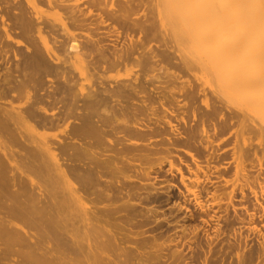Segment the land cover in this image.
<instances>
[{
  "label": "rangeland",
  "instance_id": "374dc122",
  "mask_svg": "<svg viewBox=\"0 0 264 264\" xmlns=\"http://www.w3.org/2000/svg\"><path fill=\"white\" fill-rule=\"evenodd\" d=\"M34 1L0 0V105L4 106L5 98L7 100L10 97L14 101L10 103L14 104L13 106L19 105L18 108H22L19 109L25 115H28L26 110L33 109L39 110L38 112L43 109L48 113L54 112L53 116L57 117H55L57 123L52 126L53 128H41L43 126L38 125L42 130L37 131L41 133L40 137L45 136L46 132L49 135L47 137L58 144L56 149L59 150L60 159L62 156L64 158L62 161L65 160L63 162L66 166L60 161L66 170L73 172L75 168L76 172L88 175L91 149L86 147L79 151L80 155L75 156L74 146L79 147L81 142L87 145L89 141L87 132L92 131V127L99 121L98 125L102 128L108 124V128L105 127L109 131L106 137L113 139L111 142L106 140V143L133 150L124 151L127 155L132 153L131 156L120 153L124 158L121 155L116 158L119 166H122L121 172L118 170V173L103 175L104 179L101 177L104 183L102 186L110 187L109 192L114 195L105 200L107 206L113 204L110 209L122 210L118 215L122 214L124 215L122 219H127L126 223L124 222L126 225L124 224L123 233L128 235L130 232L133 236L135 233L145 234L144 239L142 235L141 237L128 235L131 236L130 242H133L131 244L127 238L122 239L117 250L119 257L122 255L121 259L125 260L126 264H264V82L256 81V77L264 76V0H66L68 3L65 0V2ZM32 2L35 6H32ZM92 38L94 41L97 40L94 42ZM72 44L77 46V49L71 46ZM73 85L74 87H71ZM24 87L32 91L28 92L32 94L30 101L29 95L25 96L28 90L24 93ZM79 88L83 91L82 94ZM47 94H50L51 99ZM205 97L208 99L207 104ZM58 101L62 102L61 105ZM8 103L5 106H8ZM38 103L44 104L49 111L45 107L37 109V105L39 108L42 107ZM56 103L59 105L56 106ZM162 106L173 107L174 112L171 113L174 114H170L171 109L166 108L168 110L166 111ZM48 113L43 111V114L50 116ZM99 117L101 118L98 119ZM141 117L147 122V126L154 124V127L144 125ZM145 117L151 118L149 120ZM28 118L35 122L32 117ZM168 118L170 123L173 121L174 125L177 124L173 125L176 132H171L172 126ZM137 119L141 120L143 125ZM156 119L160 120V123ZM58 121L60 124L66 123L59 126ZM28 122L22 124L25 129L29 123L32 124ZM136 123L141 124L145 130L135 126ZM161 123H165L163 127ZM124 126L128 128L130 126L132 134L136 135L125 136L130 130L125 131ZM167 126H170L169 129ZM202 126L210 133L206 131L205 135L204 129L202 133ZM29 128L31 132H35L31 126ZM175 128H179L178 131L181 130L183 136L180 132L177 133ZM26 131L22 130L19 135L24 134L22 135L24 138L31 133ZM164 132L166 134L168 132L169 137L163 134ZM68 133H72V136ZM146 133L152 136H147ZM82 135L84 137H81ZM85 135L87 140H84ZM66 137L70 139L74 137L76 140L73 138L72 142L68 138V141ZM130 137H133L130 142L131 140L141 142L144 139L145 143L137 142L136 146L128 140V143L125 142V139ZM163 139H167L168 143ZM170 139L174 140L170 142ZM4 140L10 141L6 136ZM183 140L186 145L183 144ZM187 141L191 143L188 144ZM146 142L150 143V146ZM120 143L123 145L120 146ZM9 144L15 146L18 153L25 152L22 146ZM174 144L176 146H173ZM188 150L190 154L187 153ZM110 151L108 150L112 154L113 151L112 153ZM108 152L106 154H109ZM191 152L195 153L192 155ZM147 153L148 156L152 155L151 158L147 157ZM134 155L141 158H134ZM194 155L198 159L192 158ZM70 158L72 162L69 161ZM129 158L139 160L140 164L139 162L134 164L133 160L130 162ZM194 159L198 162L196 163ZM79 161L83 163L80 164ZM152 166L154 169L150 170ZM144 167L147 169L149 167L148 171L151 174ZM178 168H181L182 172ZM72 172V181H75ZM125 173L127 176L133 174L138 177H127ZM46 177L49 179L45 173L39 176L45 190L47 189L43 197L49 194L51 189L50 185H47ZM136 178H141L142 184ZM55 179L57 180L54 191L57 199L59 196V200L69 201V196L62 186L63 180ZM113 180L116 182H112ZM127 194H130V197ZM120 199L122 200L120 204L115 203ZM128 199L131 201L141 199L137 201L142 204ZM104 203L101 202V206L99 204L97 206L103 207ZM73 207L74 213L77 214L79 212L77 206L74 204ZM124 211L129 215H125ZM81 223H78L79 227L65 229L63 231L65 237L75 239L77 242L81 237L80 241H83L80 243H87L90 240V243L95 244V239L98 238L99 241L101 239L107 241L100 229ZM81 225L89 231L86 232ZM73 229L75 233H72ZM80 230L90 237L87 238L82 231L78 233ZM91 238H94V242ZM138 242L140 243L137 244ZM122 244L126 250L120 248L123 247ZM111 256L114 257L113 254Z\"/></svg>",
  "mask_w": 264,
  "mask_h": 264
},
{
  "label": "bare ground",
  "instance_id": "6f19581e",
  "mask_svg": "<svg viewBox=\"0 0 264 264\" xmlns=\"http://www.w3.org/2000/svg\"><path fill=\"white\" fill-rule=\"evenodd\" d=\"M34 1V0H33ZM49 1V0H48ZM58 1V0H57ZM62 1V0H61ZM64 1V0H63ZM66 1V0H65ZM64 1V2H65ZM35 2V1H34ZM60 2V1H59ZM68 3V1H66ZM36 3V2H35ZM63 3V2H62ZM71 3V2H70ZM76 3H78V1H76ZM75 3V4H76ZM32 6H35L37 5V3L34 5V3L32 2ZM50 4L52 5L51 1H50ZM66 4V3H65ZM74 4V2L72 3ZM71 9V8H70ZM80 10V9H79ZM72 11V10H71ZM73 12V11H72ZM74 13V12H73ZM76 13V12H75ZM72 15V14H71ZM75 15V14H74ZM77 16V14H76ZM102 16V15H101ZM74 17V16H73ZM81 17V16H80ZM83 18V17H82ZM102 18H105V17H102ZM101 18V19H102ZM79 19V18H78ZM87 20V18H86ZM77 21V20H76ZM81 21V20H80ZM79 21V22H80ZM84 21V20H83ZM82 21V22H83ZM104 21V19H103ZM103 21L101 20V22L103 23ZM81 23V22H80ZM85 24H88L86 22H84ZM107 23V22H106ZM124 23V22H123ZM105 24V23H104ZM127 24V23H126ZM62 25V24H61ZM65 25V24H64ZM76 25H79V24H76ZM84 26V25H82ZM131 26V25H129ZM97 28V27H96ZM114 29V28H113ZM129 29V28H127ZM115 30V29H114ZM119 31V30H117ZM122 31V30H121ZM109 34V33H108ZM107 35V37H109ZM118 34H120L118 32ZM117 34V35H118ZM128 35V33H127ZM11 35L9 34V37ZM104 36V35H103ZM118 37V36H117ZM142 38V37H141ZM102 39V38H101ZM104 39V38H103ZM130 39H132L130 37ZM93 40V38H92ZM97 40V39H96ZM95 40V41H96ZM94 41V40H93ZM92 41V42H93ZM94 41V42H95ZM99 41V40H98ZM103 41V40H102ZM131 41V40H130ZM142 41V40H141ZM101 42V40H100ZM102 43V42H101ZM133 43V42H131ZM75 44V43H74ZM94 44V43H93ZM136 45V44H135ZM73 47H75L77 49V46H74L73 44L71 45ZM99 46V45H98ZM132 46V45H131ZM71 47V49L73 48ZM100 47V46H99ZM96 49V48H95ZM73 50V49H72ZM74 51H76L74 49ZM78 51V50H77ZM115 54V52H113ZM112 53V54H113ZM118 53V52H117ZM108 54V53H107ZM106 54V55H107ZM111 54V55H112ZM127 54V53H126ZM105 55V54H104ZM101 56V55H100ZM119 56V55H118ZM153 56V55H152ZM157 56V55H156ZM154 56V57H156ZM107 57V56H106ZM120 57V56H119ZM119 57H117L118 59H120ZM159 57V55H158ZM105 58V57H104ZM110 58V57H109ZM116 58V59H117ZM126 58V57H125ZM100 59V58H99ZM102 59V58H101ZM115 59V58H114ZM138 59V57H137ZM158 59V58H157ZM56 61V59H53V61ZM111 60V59H110ZM159 60V59H158ZM158 60L156 62H158ZM161 60V59H160ZM159 60V61H160ZM113 61V59H112ZM120 61V60H119ZM101 62V61H100ZM99 62V63H100ZM103 62V60H102ZM118 62V61H117ZM116 62V64H117ZM125 62V59L124 61ZM187 62V61H186ZM27 63V62H26ZM114 63V61H113ZM160 63V62H159ZM102 64V63H101ZM126 64V63H124ZM158 64V63H157ZM182 64V63H181ZM115 65V64H114ZM120 65V64H119ZM118 65V66H119ZM122 65V64H121ZM187 65V64H186ZM27 66V64H26ZM107 66V65H106ZM157 66V65H156ZM256 66V65H255ZM104 67V66H103ZM116 67V66H115ZM159 67V66H158ZM237 67V66H236ZM240 67V66H239ZM238 67V68H239ZM162 68V67H160ZM164 68V67H163ZM251 68V66H250ZM254 68V67H253ZM256 69V68H255ZM167 71V70H166ZM257 71V69H256ZM175 73V72H173ZM259 73V72H258ZM25 74H28V73H25ZM169 75H172L169 73ZM6 76V75H5ZM178 76V75H177ZM25 77V76H24ZM176 77V76H174ZM30 77H28L29 79ZM66 78V77H65ZM177 78V77H176ZM67 79V78H66ZM71 79V78H70ZM64 80V79H63ZM4 81V80H3ZM9 81V80H8ZM256 81H261V82H264V76L263 77H256ZM1 82V81H0ZM16 82V81H15ZM8 83V82H7ZM28 83V81H27ZM9 84V83H8ZM17 84V83H15ZM71 84V83H70ZM6 85V84H5ZM123 85H125L123 83ZM1 86V85H0ZM8 86V85H7ZM18 86V85H17ZM23 86V85H22ZM64 86V85H63ZM28 87V85L26 86ZM71 87H74L71 86ZM119 87V86H118ZM4 88H6L4 86ZM25 88V87H24ZM29 88V87H28ZM28 88L26 89L25 88V91L24 93L26 92V90H28ZM22 89V88H21ZM119 89V88H118ZM117 89V90H118ZM121 89V88H120ZM123 89V88H122ZM1 90V89H0ZM67 90V89H66ZM80 91V88L78 89ZM77 90V91H78ZM104 90V89H102ZM113 90V89H111ZM125 90V89H124ZM175 90V89H174ZM178 91V89H176ZM183 90V89H182ZM22 91V90H21ZM65 91V90H64ZM82 91V90H81ZM80 91V92H81ZM109 91V90H108ZM181 91V89H180ZM179 91V92H180ZM1 92V91H0ZM7 92V91H6ZM15 92V91H14ZM17 92V91H16ZM15 92V93H16ZM28 92H30V90H28L26 92V97L29 95V100L30 101L31 99V95L32 94H28ZM56 92V91H55ZM61 92V91H60ZM94 92V91H93ZM100 92V91H99ZM104 92V91H102ZM107 92V91H106ZM117 92V91H116ZM121 93V91H119ZM10 93H12V90L10 91ZM13 93V94H15ZM32 93V91L30 92ZM43 93V92H42ZM41 93V94H42ZM79 93V92H78ZM83 93V91L81 92V94ZM90 93V92H89ZM89 93H86V94H89ZM109 92H107L108 94ZM112 93V92H111ZM175 93V92H174ZM181 93V92H180ZM200 93L201 90H200ZM8 94V93H7ZM36 94V93H35ZM96 94V93H95ZM99 94V93H98ZM104 94V93H103ZM103 94L101 96H103ZM122 94V93H121ZM177 94V93H176ZM3 95V94H2ZM22 95V94H20ZM48 95V94H47ZM50 95V94H49ZM48 95V96H49ZM53 95V94H52ZM55 95V93H54ZM61 95V94H60ZM64 95V94H62ZM72 95V94H71ZM4 96V95H3ZM3 96H2V99H3ZM7 96V95H6ZM5 96V97H6ZM17 96V95H15ZM35 96V95H34ZM57 96V95H56ZM66 96V95H65ZM83 96V95H82ZM98 96V95H97ZM111 96H113L111 94ZM118 96V95H116ZM18 97V96H17ZM33 97V96H32ZM47 97V96H45ZM50 97V96H49ZM93 97V96H92ZM96 97V96H95ZM107 97V96H106ZM1 98V97H0ZM12 98V96H11ZM14 98V97H13ZM19 98L21 99V96H19ZM71 98V96H70ZM73 98V97H72ZM100 98V96H99ZM10 97H8V101L6 100L5 98V101L6 103L9 102L8 106H5L4 103H2L4 106H1L0 105V131L3 133H0V245L4 244V246H0V264H4V263H8V264H77L79 262H82L81 264H126L125 260L121 259V257H123L120 254L118 253V249H119V246L120 244L122 243V239H126L128 242H130V239H131V236H128V235H132V233L128 232V235L126 233H123V230L125 231L124 229V224L126 223L125 219H122V216L124 215H118V213H121L120 209H116V210H112L110 209L111 205L113 204H109L110 206H107L108 204H106L107 202L105 200H107L108 198H112L114 195L113 193L109 192V190H111V188H106V187H103L102 185L104 184L101 177L103 178L104 176L103 175H108L110 173H115L117 172L118 170H120L121 172V167L122 166H119L120 164H118V161L116 160V158L120 157L119 155H121L120 153H124V151H127V152H131L133 151L132 149L130 148H127L125 146H122L123 144L120 143V148L119 145L117 147V145L115 144H109V143H106V140H108L109 142H111V140L113 139H110V138H107L106 135H107V129L108 128V124L107 126H105L104 128H102L100 125V121L98 122V124L93 121V123L95 122L97 125H95L93 128V130H89V132H87V136H88V139L89 141H87V145L86 143H84L86 146H84V144H82V142L80 143L79 147H75L74 145V149H75V152L73 153L75 156H78L79 154V151L80 150H83V149H86V147H89L91 150V153L89 155V162L86 161L89 163V168H88V175L85 176V174H82L80 172H76V169L73 168V172L72 170H66L64 168L66 167H62V162L65 160L62 161V156H61V159H60V156L57 151L56 148H58V144L56 145V143H54L55 141H52L50 140L48 137L49 135H47V133L45 132V136L48 138H45V136L43 137H40L41 136V133L39 131H37L38 129L40 130L41 128H44V127H52L54 126L56 123H57V117L55 118L53 115H54V112L53 113H48L46 112L43 107H45V105L42 103H38V104H41L42 107L39 108V105L37 109H43L41 110L40 112L36 111L35 109L33 110H26V112L28 113V115H25L24 112H22L20 109L22 108H18L19 105L15 104V106H13L11 103H14V101H9ZM47 100H49L48 98H46ZM51 99V97H50ZM53 99H56V98H53ZM93 99V98H92ZM106 99V98H105ZM205 101H206V104L208 103V99L207 97H205ZM15 100V99H14ZM38 100V98H37ZM42 100V99H41ZM62 100V99H61ZM1 101V100H0ZM4 101V99H3ZM17 101V100H16ZM55 101V100H54ZM79 101V100H77ZM90 101V100H89ZM87 101V102H89ZM94 101V100H93ZM204 101V99H203ZM11 102V103H10ZM50 102V101H49ZM61 102V101H60ZM58 101V103H60ZM66 102V101H65ZM72 102V101H71ZM86 102V103H87ZM102 102V101H101ZM118 102V101H117ZM1 103V102H0ZM62 103V102H61ZM60 103V105H61ZM79 103V102H78ZM77 103V104H78ZM91 103V102H90ZM105 103V102H104ZM161 103V102H160ZM164 103V102H162ZM161 103V104H162ZM28 104V103H27ZM32 104V103H31ZM35 104V103H34ZM50 104V103H49ZM54 104V102H53ZM70 104V103H69ZM101 104V103H100ZM109 104V103H108ZM119 104V103H118ZM128 104V103H127ZM131 104V103H130ZM128 104V105H130ZM36 105V104H35ZM34 105V106H35ZM40 105V106H41ZM59 104L56 103V106H58ZM94 105V104H93ZM163 105V104H162ZM165 106H167L166 104H164ZM163 105V106H164ZM170 105V104H169ZM17 106V107H16ZM53 106V105H52ZM63 106H66V105H63ZM71 106V105H70ZM91 106V105H90ZM89 106V107H90ZM97 106V105H96ZM162 106V107H163ZM207 106V105H206ZM24 107V106H23ZM31 107V106H30ZM76 107V106H75ZM79 107V106H78ZM77 107V108H78ZM125 107V106H124ZM128 107V106H126ZM131 107V106H130ZM128 107V108H130ZM147 107V106H146ZM17 108V109H16ZM27 109V107H25ZM34 108V107H33ZM46 108V107H45ZM57 109V107H55ZM54 108V109H55ZM63 108V107H62ZM87 108V107H86ZM117 108V107H116ZM123 108V107H122ZM136 108V107H135ZM134 108V109H135ZM164 108V107H163ZM162 108V109H163ZM167 107H165L164 109H166ZM173 108V107H172ZM172 108H167V109H171L172 111H170V114H174V113H171V112H174ZM47 109V108H46ZM53 109V107H52ZM50 108V110H52ZM56 109L54 111H56ZM70 109V108H68ZM133 109V110H134ZM146 109V108H145ZM166 109V111H168ZM49 111V109H47ZM77 110V109H76ZM122 110V109H121ZM144 110V109H143ZM154 110V109H153ZM25 111V110H24ZM43 111L44 113H48V114H51L50 116L46 115V114H43ZM58 111V110H57ZM67 111V110H64V112ZM70 111V110H69ZM78 111V110H77ZM89 111V109H88ZM109 111V110H108ZM107 111V112H108ZM112 111V110H111ZM131 111V110H130ZM149 111V110H147ZM151 111V109H150ZM218 111V110H217ZM59 112V111H58ZM57 112V113H58ZM73 112V111H72ZM96 112V111H95ZM106 112V111H105ZM127 112V110H126ZM125 112V113H126ZM133 112V111H132ZM137 112V110H136ZM154 111H152L153 113ZM156 112V110H155ZM63 113V112H62ZM76 113V112H75ZM83 113V112H82ZM89 113V112H88ZM129 114V112H127ZM150 113V112H149ZM176 113V112H175ZM71 114V113H70ZM74 114V113H73ZM78 114V113H77ZM97 114V113H96ZM95 114V115H96ZM116 114V113H115ZM132 114V113H131ZM148 114V113H147ZM166 114V113H165ZM168 114V113H167ZM59 115V114H58ZM57 115V116H58ZM89 115V114H88ZM106 115V114H105ZM133 115V114H132ZM131 115V116H132ZM146 115V114H145ZM151 115V114H149ZM148 115V117H149ZM30 116L32 117L34 121H31L29 118V120L27 119V117ZM68 116V115H67ZM73 117V115H71ZM99 116V115H98ZM112 116V115H111ZM124 116V115H123ZM130 116V117H131ZM140 116V115H139ZM142 116V115H141ZM153 116V115H152ZM25 117H26V120H25ZM66 117V116H65ZM69 117V116H68ZM67 117V118H68ZM78 117V116H77ZM91 117V116H90ZM107 117V116H106ZM113 117V116H112ZM116 117V116H115ZM135 117V116H134ZM133 117V118H134ZM64 118V117H63ZM70 118V117H69ZM68 118V119H69ZM76 119V117H74ZM96 118V117H94ZM93 118V119H94ZM101 117H99L98 119H100ZM126 118V117H125ZM129 118V117H128ZM147 118V117H145ZM151 118V117H150ZM150 118H147L150 120ZM159 118V117H157ZM227 118V117H226ZM24 119V120H23ZM60 119V118H59ZM73 119V118H72ZM89 119V118H88ZM104 119V118H103ZM113 119V118H112ZM139 119V118H138ZM137 119V120H138ZM142 120V117L140 118ZM21 120V121H20ZM23 120V123L26 121V122H32V124H30L29 122V125L28 123L26 125H28V127H23L25 125H22L21 122ZM28 120V121H27ZM62 120V119H61ZM70 120V119H69ZM84 120V119H83ZM120 120V119H119ZM141 120H138L142 123ZM153 120V119H152ZM170 123V118L167 119ZM183 120L185 121V119L183 118ZM65 121H66V118H65ZM64 121V122H65ZM74 121V120H73ZM76 121V120H75ZM79 121V120H78ZM77 121V122H78ZM85 121V120H84ZM111 121V119H110ZM114 121V120H113ZM132 121V119H131ZM137 121V122H138ZM145 121V120H144ZM143 121V122H144ZM155 121V120H154ZM156 121H158L156 119ZM160 121V120H159ZM158 121V123H160ZM165 121H166V118H165ZM34 122V124H33ZM67 124H69L68 120L66 121ZM65 122V123H66ZM83 122V121H82ZM89 122V121H88ZM120 122V121H119ZM125 122V121H124ZM128 122V121H127ZM126 122V123H127ZM136 122V121H134ZM59 123V121H58ZM63 123V124H65ZM71 123V122H70ZM85 123V122H84ZM117 123V122H116ZM133 123V122H132ZM154 123V122H153ZM173 123V124H172ZM204 123V122H202ZM21 124V125H20ZM63 124H60L59 123V126L60 125H63ZM74 124V122H73ZM86 124V123H85ZM115 124V123H114ZM131 124V123H130ZM129 124V125H130ZM146 124L147 126V122H144V125ZM165 124V123H164ZM163 123H161V126L164 125ZM167 125L168 122L166 123ZM40 126H43L41 128L38 127ZM71 125V124H70ZM69 125V126H70ZM94 125V124H93ZM111 125V124H110ZM113 125V124H112ZM111 125V126H112ZM118 125V124H117ZM121 125V124H120ZM134 125V124H133ZM139 126L141 127L140 125H138V123L135 124V126ZM143 125V123H142ZM151 125L152 127H154L153 125L154 124H148V126ZM170 125L172 126L170 129L171 132H176L174 130V126H176L177 124L174 125V122L172 121L170 123ZM174 125V126H173ZM204 126V124H202ZM32 127L33 130L35 132H31L30 128L29 127ZM57 126V125H56ZM103 126V125H102ZM147 126V127H148ZM160 126V127H161ZM201 128L204 129L205 131V135L207 133H210L208 132L205 128L207 127H203ZM38 127V128H37ZM73 126H71L72 128ZM87 127V126H86ZM110 127V126H109ZM138 127V128H139ZM156 127V126H155ZM163 127V126H162ZM166 127V126H165ZM168 127V126H167ZM170 127V126H169ZM168 127V129H169ZM214 129L215 126L213 125ZM20 128H23L22 130H27L26 132L28 133V131H30L31 135L28 134V136H25L23 138L22 135L24 134H21V136L19 135L20 132H22V130L20 131L19 129ZM28 128V129H27ZM53 128V127H52ZM69 128V127H68ZM76 128V127H75ZM114 128V127H113ZM120 128V126H119ZM122 128V127H121ZM142 128V127H141ZM140 128V129H141ZM150 128V127H149ZM158 128V127H157ZM259 128V127H258ZM50 129V128H49ZM48 129V130H49ZM73 129V128H72ZM77 129V128H76ZM112 129V127H111ZM134 129V127H133ZM139 129V130H140ZM143 129V128H142ZM147 129V128H146ZM152 129V128H151ZM155 129V128H154ZM166 131H167V128H165ZM177 129V128H175ZM179 129V128H178ZM177 129V133L180 132V135L183 136V134H181V130L178 131ZM221 129V128H220ZM42 130V129H41ZM45 131V129H43ZM78 130V129H77ZM85 130V129H84ZM117 130V129H116ZM124 130H130L128 132V134H125V136L128 135H136V134H132L133 130L130 129V126L129 128L127 126H124ZM136 130V128H135ZM145 130V129H143ZM158 130V129H157ZM174 130V131H172ZM209 130V129H208ZM219 130V129H218ZM261 130V128L259 129ZM20 131V132H19ZM70 131V130H69ZM113 131H115L113 129ZM169 131V130H168ZM204 131L202 130V133H204ZM207 131V133H206ZM215 131V130H214ZM263 131V130H262ZM26 132H23V133H26ZM147 132V131H146ZM156 132V131H155ZM32 133H35V134H32ZM82 134V132H80ZM112 133V132H111ZM121 133L123 134V132L121 131ZM145 133V132H144ZM142 132V134H144ZM159 133V132H158ZM170 133V132H169ZM183 133V132H182ZM69 135H71L70 133H68ZM113 134V133H112ZM115 134V133H114ZM116 134H120V133H116ZM141 134V132H140ZM163 134H166L165 132ZM168 134V132H167ZM166 134V135H167ZM216 134V132H215ZM68 135V136H69ZM147 135V133H146ZM150 136H152L151 134H149ZM147 135V136H149ZM154 135V134H153ZM156 135V134H155ZM177 135V134H176ZM174 135V137L176 136ZM179 135V134H178ZM177 135V136H178ZM3 136H4V139H5V136L7 137L8 140H10L9 142L4 140L3 139ZM72 136V135H71ZM70 136V137H71ZM79 136V135H78ZM77 136V137H78ZM108 136V135H107ZM116 136V135H114ZM123 135V137H125ZM139 136V135H138ZM143 136V135H142ZM146 136V137H147ZM169 137V135H167ZM166 136V137H167ZM185 136V135H184ZM191 136V135H190ZM189 136V137H190ZM209 134L207 135V138ZM76 137V138H77ZM81 137H84L83 135ZM86 137V135H85ZM117 137V136H116ZM114 137V138H116ZM135 137V136H134ZM167 137V139H168ZM171 137V136H170ZM206 137V136H205ZM51 138V137H50ZM67 138V137H66ZM69 138V137H68ZM67 138V140H68ZM74 138V137H73ZM69 138V140H73ZM80 138V137H79ZM131 138L133 137H130V138H127L125 139V142H127V140L129 141ZM141 138V137H138V139ZM152 138V137H151ZM181 138V136L179 137V139ZM53 139V138H52ZM60 139V138H59ZM65 139V138H64ZM75 139V138H74ZM136 139V138H134ZM166 139V140H167ZM195 139V138H194ZM206 139V138H205ZM56 140V139H55ZM63 140V138H62ZM68 140V141H69ZM76 140V139H75ZM74 140V142H75ZM80 139H77V141H79ZM84 140H87V137L86 139ZM141 140V139H140ZM144 140V139H143ZM142 140V141H143ZM152 140V139H151ZM164 141H166L165 139H163ZM162 140V141H163ZM174 139H172L173 141ZM188 140V139H187ZM196 140V139H195ZM194 140V142H195ZM210 140V139H209ZM61 141V140H59ZM70 141V142H71ZM81 141V140H80ZM115 141V140H114ZM117 141V139H116ZM122 141V140H121ZM135 140H131V143L133 145L134 143L136 144L137 146V142L138 143H141L139 141H135ZM146 141V140H145ZM171 139H170V142H172ZM178 141V138L177 140ZM190 141V140H189ZM193 141V139H192ZM211 141V140H210ZM63 142V141H61ZM60 142V143H61ZM73 142V141H72ZM120 142V140H119ZM124 142V143H125ZM167 142V141H166ZM175 142V141H174ZM193 142V143H194ZM207 142V140H206ZM14 144V145H17L19 147L22 146V148L25 150L24 153H18L17 150H16V147L14 148L13 146H10V144ZM128 143V142H127ZM129 143V144H130ZM142 143H145L144 141ZM148 143V142H146ZM165 143V142H164ZM168 143V142H167ZM184 140H183V144H184ZM188 143V141H187ZM191 143V142H190ZM188 143V144H190ZM210 143V142H209ZM79 144V143H78ZM77 144V145H78ZM119 144V143H118ZM126 144V143H125ZM149 144V145H148ZM146 145L150 146V143H148ZM187 144V145H188ZM195 144V143H194ZM140 145V144H139ZM138 145V146H139ZM157 145V144H156ZM172 145V144H170ZM186 145V143H185ZM196 145V144H195ZM128 146V145H127ZM131 146V145H130ZM135 146V145H134ZM134 146L132 147L134 149ZM144 146V145H143ZM152 146V145H151ZM169 146V144H168ZM173 146H176L175 144ZM207 146V144H206ZM17 147V149H18ZM63 147V146H62ZM95 149H94V148ZM169 147H172V146H169ZM188 147V146H187ZM190 147V146H189ZM141 148V147H140ZM138 148V149H140ZM147 148V147H146ZM150 148V147H149ZM154 148H156L154 146ZM175 148V147H173ZM110 151H113L112 154H110L108 152V150ZM152 149V147L150 148ZM149 149V150H150ZM157 149V148H156ZM168 149V148H167ZM177 149V147H176ZM67 150V149H66ZM70 150V149H69ZM72 150V149H71ZM70 150V151H71ZM88 150V149H87ZM107 150V151H105ZM170 150V149H169ZM185 151H187V149L184 148ZM20 152H22V150L20 149L19 150ZM57 151V152H56ZM138 151V150H137ZM141 151V150H140ZM146 151V150H144ZM143 151V153H144ZM152 150H150L151 152ZM190 151H193V150H190ZM89 152V150H88ZM109 153V154H106V153ZM139 152V151H138ZM142 152V151H141ZM147 152V151H146ZM171 152V151H170ZM168 151V153H170ZM70 153V152H69ZM126 153V152H125ZM124 153V155H125ZM136 153V152H135ZM149 153V151H148ZM148 153L146 154L147 157H150L148 156ZM158 153V152H157ZM188 154H190L189 150L187 152ZM192 153H195V152H191ZM72 154V153H71ZM130 154V155H129ZM127 155L126 153V156H131L132 153H129ZM137 154V153H136ZM140 154V153H139ZM150 154V153H149ZM154 154V152H153ZM65 155V153L63 154ZM80 155V154H79ZM82 155V154H81ZM123 155V154H122ZM121 155V156H122ZM193 155V154H192ZM133 156V155H132ZM155 157V155H153ZM156 156H159V155H156ZM161 156V155H160ZM66 157V155H65ZM124 158V156H122ZM141 158V156L138 155L135 156L134 155V158ZM143 157H145V155H143ZM142 157V158H143ZM193 157H196V155L192 156ZM69 158V157H68ZM77 158V157H76ZM122 158V159H123ZM151 158V157H150ZM161 158V157H160ZM84 159V160H85ZM130 159V158H129ZM128 159V160H129ZM146 159V158H145ZM149 159V158H148ZM147 159V160H148ZM154 159V158H153ZM152 159V161H154ZM198 159V158H197ZM62 162H61V161ZM68 160V159H67ZM131 160H133L132 162H134V164H136L137 162H139V160H135L132 158L130 159L129 161L131 162ZM69 161H73L71 160V158L69 159ZM82 161V160H81ZM79 161V163H83ZM142 161V160H141ZM194 161L197 163L198 160L194 159ZM63 162L64 166L65 163ZM67 162V161H66ZM76 162V161H75ZM78 162V161H77ZM76 162V163H77ZM85 162V161H84ZM129 162V163H130ZM146 162V161H145ZM149 162V161H148ZM69 163V162H68ZM120 163V162H119ZM123 162H121L122 164ZM147 163V162H146ZM145 163V164H146ZM152 163V162H150ZM149 163V164H150ZM72 164V163H71ZM75 164V163H74ZM126 164V163H125ZM138 164V163H137ZM140 164V162H139ZM73 165V164H72ZM84 165V164H82ZM129 165V164H128ZM133 165V164H132ZM199 165V164H197ZM74 166V165H73ZM150 166V165H148ZM154 166V165H153ZM152 166V167H153ZM85 167V165H84ZM129 167V166H128ZM127 167V168H128ZM143 167V166H142ZM82 168V167H81ZM126 168V167H125ZM141 170H143L142 168H140ZM144 169H147L144 167ZM149 169V167H148ZM147 169V171H148ZM154 167L150 170H153ZM181 169V168H180ZM178 168V170L180 172H182ZM80 170V169H79ZM124 170V169H123ZM156 170V169H155ZM83 171V170H82ZM125 171V170H124ZM137 171V170H136ZM139 171V170H138ZM145 170V172H147ZM71 172L74 174V178H75V181H72L73 180V176L71 174ZM87 172V171H86ZM142 172V171H141ZM140 172V173H141ZM150 172V171H148ZM148 172L146 173V175L148 174ZM44 173L49 177V179L47 180V185L49 186V188L51 187V189L49 190L50 192H48L49 194H46L44 197L43 195L45 193H47V189L45 190L42 182H41V179L39 178V176H43ZM118 173V172H117ZM137 173V172H136ZM139 173V174H140ZM71 174V175H70ZM120 174V173H119ZM123 174V173H121ZM144 173L142 172V175ZM151 174V172H150ZM183 174V173H181ZM114 175V174H113ZM125 175L127 176V173H125ZM124 175V176H125ZM145 175V176H146ZM77 178H76V177ZM132 176L134 177H138L136 175H133ZM131 174H129V176L127 177H132ZM140 176V175H139ZM149 176V174L147 175ZM107 177V176H106ZM109 177V176H108ZM55 178H58L60 181L63 180V189L61 187V189H63L64 191H66L65 193L68 194L69 196V201H62V200H59V196H58V199L55 195V191H54V188H55V181L57 179ZM72 178V179H71ZM110 178V177H109ZM122 178V177H121ZM124 178V177H123ZM122 178V179H123ZM104 179V178H103ZM106 179V178H105ZM116 179V178H115ZM131 179V178H130ZM135 180V178H132ZM137 179V178H136ZM183 179H184V175H183ZM182 179V181H183ZM109 180V179H108ZM111 180V179H110ZM121 180V179H119ZM137 180H140L141 184H142V181H141V178L137 179ZM185 180V179H184ZM115 180H113L112 182H114ZM122 181V180H121ZM133 181V180H132ZM116 182V181H115ZM114 182V183H115ZM124 182V181H123ZM126 182V181H125ZM185 183V181H183ZM57 183V182H56ZM109 183V181H108ZM117 183L118 182V179H117ZM144 183V182H143ZM122 185V183H120ZM145 184V183H144ZM13 185V186H11ZM45 185V184H44ZM58 185V183H57ZM106 185V184H105ZM125 185V184H124ZM10 186L12 187L10 189ZM47 186V187H48ZM60 186V185H59ZM117 186V185H116ZM123 186V185H122ZM139 186V185H138ZM137 186V187H138ZM145 186V185H144ZM113 187H115L113 185ZM121 187V186H120ZM15 188V189H13ZM139 188V187H138ZM144 188V187H143ZM146 188V187H145ZM125 188H123V191H124ZM141 189V188H140ZM59 189H57L58 191ZM138 192H139V189H137ZM46 191V192H44ZM114 191V190H113ZM60 192V190L58 191ZM57 192V193H58ZM63 192V191H62ZM127 192V191H125ZM130 192V190H129ZM132 192V191H131ZM130 192V193H131ZM64 193V192H63ZM120 193V192H119ZM128 193V192H127ZM143 193V192H141ZM150 193V192H149ZM116 194V193H115ZM125 194V193H124ZM140 194V193H139ZM59 195V194H58ZM61 195V194H60ZM63 195V194H62ZM61 195V196H62ZM122 195V193H121ZM128 196L130 194H127ZM135 195V194H134ZM148 195V194H146ZM126 196V194L124 195ZM138 196V195H137ZM142 196V195H141ZM123 197V195H122ZM130 197V196H129ZM134 197V196H132ZM144 197V196H143ZM64 198H66L64 196ZM127 198V197H125ZM141 198V197H140ZM148 197H146V200ZM150 198V197H149ZM114 199V198H113ZM124 199V198H123ZM143 199V198H142ZM115 200V199H114ZM126 200V199H125ZM124 200V202H126ZM130 200V199H128ZM135 200V199H133ZM133 200L131 202H133ZM139 200V199H137ZM135 200V202L137 201ZM141 200V199H140ZM139 200V201H140ZM105 203H104V202ZM109 201V200H108ZM113 201V200H112ZM120 201H122L121 199L118 201V202H115L113 201V203H121ZM104 203L105 206H103L104 204H102L103 207H98L97 205L99 204L101 206L100 203ZM138 202V201H137ZM136 202V203H137ZM109 203V202H108ZM138 203H141V202H138ZM74 204L77 206L76 208H78V211L76 210L77 214L74 213ZM142 204V203H141ZM123 205V204H122ZM140 205V204H139ZM93 206V207H92ZM118 206V205H117ZM126 206V205H125ZM92 207V208H91ZM96 207L94 210L93 208ZM114 207V206H112ZM116 207V206H115ZM133 207V206H132ZM118 208V207H116ZM124 208V207H123ZM128 208V207H127ZM132 209V208H131ZM135 209V208H134ZM124 210V209H123ZM120 211V212H119ZM128 211V210H127ZM125 212V215L126 214V211ZM129 215V214H128ZM127 215V216H128ZM125 216V218L127 217ZM130 217H131V214H130ZM135 217V216H134ZM133 217V218H134ZM132 218V217H131ZM135 219V218H134ZM133 221V220H132ZM82 222L83 225H86V226H93L95 228L100 229L101 232H102V235H104L107 239V241H104L103 239H101V241H99V238L98 239H95L96 240V243L95 244H98V245H95L93 243H90V240L87 242V243H80L82 242L83 240L79 242L75 241V239H71V238H66L63 231L67 228H71L73 226H78V223ZM125 222V223H124ZM81 223V224H82ZM130 224V222H129ZM128 224V225H129ZM126 225V224H125ZM80 226V225H79ZM78 226V227H79ZM82 226V225H81ZM77 227V228H78ZM126 227V226H125ZM129 227V226H127ZM126 227V228H127ZM81 228H84L85 229V226L81 227ZM80 228V229H81ZM93 228V229H95ZM88 229V228H86ZM85 229V230H86ZM130 229V228H129ZM127 230V229H126ZM131 230V229H130ZM71 231V229H70ZM77 231V230H76ZM82 230L78 231L81 232ZM89 231V230H88ZM86 230V232H88ZM92 231V229H91ZM90 231V232H91ZM95 231V230H93ZM74 232V229L72 231V233ZM90 232L88 234H90ZM70 233V232H69ZM75 233V232H74ZM82 233H85L82 231ZM138 233V232H137ZM93 234V233H92ZM95 234V233H94ZM97 234V232H96ZM95 234V235H96ZM71 235V234H70ZM69 235V236H70ZM73 235V234H72ZM78 235V234H77ZM86 237L89 238L90 235H87L85 233ZM101 235V234H100ZM135 235L137 236L138 234L135 233ZM134 235V236H135ZM140 235V236H139ZM137 237H141L142 233L139 234ZM145 235V234H143ZM142 235V237H143ZM67 235V237H69ZM133 236V235H132ZM133 236V237H134ZM135 236V237H136ZM72 237V236H71ZM85 237V236H84ZM83 237V238H84ZM85 237V238H86ZM94 237V236H93ZM101 237V236H100ZM132 239H135L133 238ZM77 238V237H75ZM86 238V239H87ZM95 238V237H94ZM94 238L92 239V241L94 240ZM104 238V237H102ZM145 237H143L144 239ZM139 239V238H137ZM150 239V238H149ZM77 240V239H76ZM124 240V242L126 241ZM85 241V239H84ZM136 241V239H135ZM142 241V240H141ZM94 242V241H93ZM128 242H125L126 244ZM146 242V241H145ZM124 243V244H125ZM133 243V242H130V244ZM140 242H138L137 244H139ZM124 244L123 247H120V248H124ZM125 244V245H126ZM130 244H127V245H130ZM121 245V246H122ZM126 245V247H127ZM125 249V248H124ZM123 250V249H122ZM126 250V249H125ZM114 255L111 256V255ZM126 257V256H125ZM141 259V258H140ZM143 259V258H142ZM137 260V259H136ZM135 260V261H136ZM131 261V260H130ZM141 263H142V260H140ZM144 261V260H143ZM10 262V263H9ZM145 262V261H144ZM143 262V263H144ZM6 263V264H7ZM128 264V263H127Z\"/></svg>",
  "mask_w": 264,
  "mask_h": 264
}]
</instances>
